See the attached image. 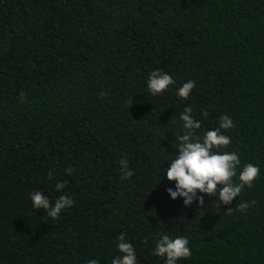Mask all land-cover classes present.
<instances>
[{"label": "trees", "instance_id": "trees-1", "mask_svg": "<svg viewBox=\"0 0 264 264\" xmlns=\"http://www.w3.org/2000/svg\"><path fill=\"white\" fill-rule=\"evenodd\" d=\"M155 69L175 83L154 96ZM187 106L199 137L232 119L235 182L260 169L231 204L166 191ZM36 191L74 204L52 219ZM122 233L137 264L163 234L189 240L177 264H264V0H0V264H111Z\"/></svg>", "mask_w": 264, "mask_h": 264}, {"label": "clouds", "instance_id": "clouds-1", "mask_svg": "<svg viewBox=\"0 0 264 264\" xmlns=\"http://www.w3.org/2000/svg\"><path fill=\"white\" fill-rule=\"evenodd\" d=\"M175 81L173 78L160 69L151 72L147 80V88L152 95L166 92L170 85ZM194 81H187L177 89L176 94L181 99H187L193 88ZM132 100L128 103V108ZM192 109L190 106L184 108L180 114L183 121L184 134L177 137L179 143L176 145L178 154L169 161L168 167L164 169L166 178L169 181H175V190L167 188L169 196L172 199L177 197L183 198L185 206L190 205L194 200L198 204L204 203L203 195L198 193L214 196L218 199L219 204H231L243 188L252 187L259 174L258 166L247 163L239 172L238 180L237 169L240 167V159L235 152H221L220 149L226 148L231 143V138L221 132V129L228 130L234 127L233 121L228 116L220 117V127L208 130L203 137L196 135L197 130L201 128V122L193 119L191 116ZM202 115L207 116V112ZM121 178L128 179L133 172L127 168V160H120ZM71 175V169L66 170ZM51 178L52 172H49ZM66 181H59L55 187L57 191L64 189ZM219 185V187H218ZM31 201L34 209H44L52 219H57L62 210L71 207L74 201L68 195H60L54 204L42 192L36 191L31 193ZM255 204V201L251 202ZM247 203H241L238 208L243 211L248 208ZM231 210V208H228ZM117 244L118 251L122 254L112 259L111 264H137V255L131 243L125 240L122 233ZM147 243V239L144 241ZM189 240L183 236L170 238L169 235H159L156 240L154 255L165 258L164 264H177L182 258L191 256ZM87 264H100L97 259L87 261Z\"/></svg>", "mask_w": 264, "mask_h": 264}]
</instances>
